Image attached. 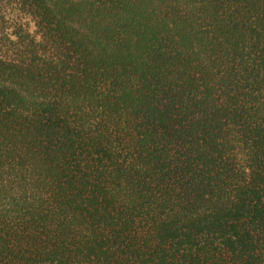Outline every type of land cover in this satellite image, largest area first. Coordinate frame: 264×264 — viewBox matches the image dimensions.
<instances>
[{"label": "trees", "instance_id": "trees-1", "mask_svg": "<svg viewBox=\"0 0 264 264\" xmlns=\"http://www.w3.org/2000/svg\"><path fill=\"white\" fill-rule=\"evenodd\" d=\"M0 264H264V0H0Z\"/></svg>", "mask_w": 264, "mask_h": 264}]
</instances>
